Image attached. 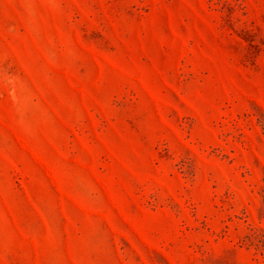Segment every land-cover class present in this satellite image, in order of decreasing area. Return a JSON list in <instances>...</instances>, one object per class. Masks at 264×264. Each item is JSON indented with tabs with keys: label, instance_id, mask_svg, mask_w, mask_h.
I'll use <instances>...</instances> for the list:
<instances>
[{
	"label": "rangeland",
	"instance_id": "rangeland-1",
	"mask_svg": "<svg viewBox=\"0 0 264 264\" xmlns=\"http://www.w3.org/2000/svg\"><path fill=\"white\" fill-rule=\"evenodd\" d=\"M0 264H264V0H0Z\"/></svg>",
	"mask_w": 264,
	"mask_h": 264
}]
</instances>
